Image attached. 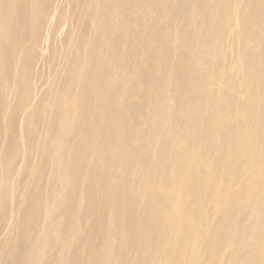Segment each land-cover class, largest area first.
Segmentation results:
<instances>
[{
	"label": "bare ground",
	"instance_id": "6f19581e",
	"mask_svg": "<svg viewBox=\"0 0 264 264\" xmlns=\"http://www.w3.org/2000/svg\"><path fill=\"white\" fill-rule=\"evenodd\" d=\"M0 264H264V0H0Z\"/></svg>",
	"mask_w": 264,
	"mask_h": 264
}]
</instances>
